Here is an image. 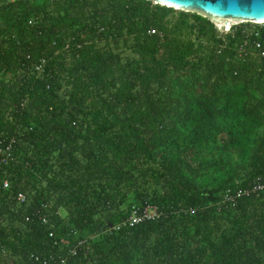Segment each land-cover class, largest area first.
<instances>
[{"label": "trees", "instance_id": "trees-1", "mask_svg": "<svg viewBox=\"0 0 264 264\" xmlns=\"http://www.w3.org/2000/svg\"><path fill=\"white\" fill-rule=\"evenodd\" d=\"M254 40L152 0H0V264H264V189L225 200L264 181Z\"/></svg>", "mask_w": 264, "mask_h": 264}, {"label": "water", "instance_id": "water-1", "mask_svg": "<svg viewBox=\"0 0 264 264\" xmlns=\"http://www.w3.org/2000/svg\"><path fill=\"white\" fill-rule=\"evenodd\" d=\"M169 8L197 13L219 23L237 20L264 23V0H152ZM228 24V23H226Z\"/></svg>", "mask_w": 264, "mask_h": 264}, {"label": "built area", "instance_id": "built-area-1", "mask_svg": "<svg viewBox=\"0 0 264 264\" xmlns=\"http://www.w3.org/2000/svg\"><path fill=\"white\" fill-rule=\"evenodd\" d=\"M243 23V22H242ZM264 24V23H263ZM260 24V25H263ZM240 25V24H237ZM233 26L234 25H230V26H226V28L223 30L222 28H219L217 26V28L220 31H227V32H233ZM153 32H155V30H153ZM244 33L246 34L247 38L248 36H258L260 35V29L258 27H252V28H246L244 30ZM248 42V40H245V44ZM254 45L255 48L259 51L260 55L264 57V44H262L261 41L258 40H254ZM241 50L245 51V48L243 49V47H241ZM2 146H1V150H2V157H3V161L6 162L8 159V156H5L4 153L10 155L12 153V144L13 141L11 142H1ZM9 187V182L7 180L3 181V188H7ZM264 189V181L263 180H256L253 185H251L250 188H246V189H236V190H231L228 189L226 194H225V200L227 201H235L238 198L242 197V196H250L253 194L258 193L259 191ZM17 199L21 202H24L26 200V194L22 191L18 192L17 194ZM150 207H145V208H140V207H134L131 214L125 219L126 223H129V225L133 226L134 224L140 222L141 220L147 218V217H151L154 216L156 214V210H150ZM124 220V221H125ZM45 221V219H44ZM121 225V224H120ZM120 225L118 227H120ZM2 229V222L0 221V232ZM51 236H53V233H51ZM81 244V241L78 243V245L72 247V249H70V253H76V249L77 247ZM68 258L65 256H57L54 257L53 255H51L50 258H43L42 260L40 259L39 261H42V264H68Z\"/></svg>", "mask_w": 264, "mask_h": 264}, {"label": "rangeland", "instance_id": "rangeland-1", "mask_svg": "<svg viewBox=\"0 0 264 264\" xmlns=\"http://www.w3.org/2000/svg\"><path fill=\"white\" fill-rule=\"evenodd\" d=\"M226 23H228V24H226ZM242 22H240V21H237V20H230V21H228V22H224V23H219V24H217V26L219 27V28H222L223 30L226 28V26H230V25H237V24H241Z\"/></svg>", "mask_w": 264, "mask_h": 264}]
</instances>
